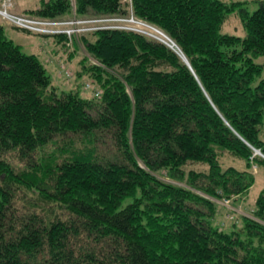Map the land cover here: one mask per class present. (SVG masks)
I'll return each mask as SVG.
<instances>
[{"label": "trees", "instance_id": "trees-1", "mask_svg": "<svg viewBox=\"0 0 264 264\" xmlns=\"http://www.w3.org/2000/svg\"><path fill=\"white\" fill-rule=\"evenodd\" d=\"M257 1L250 12L222 0H75L74 12L73 0H42L28 15L133 17L157 31L82 34L102 63L85 68L101 92L91 97L58 94L0 25V264H264V189L239 222L218 208L247 195L252 164L264 163ZM234 11L245 37L221 33ZM226 153L246 168L223 164Z\"/></svg>", "mask_w": 264, "mask_h": 264}, {"label": "rangeland", "instance_id": "rangeland-1", "mask_svg": "<svg viewBox=\"0 0 264 264\" xmlns=\"http://www.w3.org/2000/svg\"><path fill=\"white\" fill-rule=\"evenodd\" d=\"M42 0H0V8L6 9L11 14H29L28 11L32 9H36L39 7ZM225 2H248L247 9L250 12H254L258 9L259 4L257 0H222ZM74 12L76 7V2L73 0ZM24 12L23 11H26ZM70 20L75 19V15L73 18H69ZM137 21V20H136ZM122 26H124V22H121ZM112 24L111 21L106 24L100 25H109ZM129 27L141 28L142 30L147 27L151 33L156 30L151 28L150 26H146L141 24L140 21L136 23H125ZM0 25L4 27L6 36L13 40L14 43L20 46L21 50L28 55H35L46 67L49 75L51 76L52 86L56 88L58 94L62 92H69L71 90L77 89L82 96L91 97L93 95V89H87L85 86L87 84L94 85L95 87H99L97 83V78L90 75V72L85 69L89 68L93 64L97 66H102V63L97 61L92 55L86 52L85 48L77 42L79 40H83L84 37L82 34L87 35V40L94 41V34H87L88 31H80L77 35H74L72 38L67 37V44L61 43L58 41L57 36L54 35H44L33 31H27L23 28H18L15 24H13L8 18L4 17L0 13ZM89 25H85V27H89ZM99 25V24H98ZM98 25H95L96 29ZM84 26V25H82ZM221 33L238 35L240 37H245L247 31L240 19L238 11H234L230 14L229 18L224 22L221 27ZM158 34V33H157ZM162 36V35H161ZM163 37V36H162ZM165 40L166 37H163ZM168 40V39H167ZM76 53V55H75ZM74 56V58H73ZM255 61L263 65V70L261 75L258 77V82L264 78V55H260L255 57ZM60 65L64 67L65 72H69L68 78L65 76L66 73L61 75L59 73ZM85 66V67H84ZM97 80V81H96ZM98 89V88H97ZM95 95V94H94ZM261 139L264 140V123L263 129L261 132ZM221 161L225 165H231L237 167L239 169L246 168V161L238 156H235L230 153H226V155L221 158ZM198 168V167H197ZM254 173V183L251 187L249 193L244 197L238 200H232L230 207L229 204L223 205L222 202H219V210L224 215L222 216V220L226 222V224H232L234 221H240V214H248L245 211H250V208L254 206L257 197L260 195L262 190L264 189V163L256 161L252 164V169ZM26 204L27 201L25 202ZM244 206L247 209L243 211L239 206ZM23 206V205H22ZM240 209V210H237ZM59 212L64 214V210H59ZM222 215V214H221ZM221 219V216H218ZM240 226V224H239Z\"/></svg>", "mask_w": 264, "mask_h": 264}, {"label": "built area", "instance_id": "built-area-1", "mask_svg": "<svg viewBox=\"0 0 264 264\" xmlns=\"http://www.w3.org/2000/svg\"><path fill=\"white\" fill-rule=\"evenodd\" d=\"M0 13L8 18L13 24L16 26L27 29L33 32L42 33V34H55V35H66L69 39L72 38L74 35H77L80 31H91L95 30L94 26L98 25L96 29L100 28H108V27H121V28H130V29H136L137 31H142L148 34H151L149 30H147V27L145 29L129 27V26H122V25H100V24H106L107 22L111 21L112 23H120V22H129L131 24L136 23L140 20L134 19L133 17L130 19H98V20H86V19H78L75 17L74 20H58V19H45L40 18L37 16H32L28 14L24 15H15L9 13L6 9L0 8ZM137 20V21H136ZM90 25L89 27H85V25ZM141 24H144L146 26H150L143 21H140ZM84 25V26H82ZM152 28V26H150ZM147 30V31H146ZM62 71L66 73V76L69 75V72H65L64 67H62ZM87 89H93V86L91 84L86 85ZM93 93L96 96H100L101 92L99 89H93ZM224 204H229V200L226 199L223 201Z\"/></svg>", "mask_w": 264, "mask_h": 264}, {"label": "water", "instance_id": "water-1", "mask_svg": "<svg viewBox=\"0 0 264 264\" xmlns=\"http://www.w3.org/2000/svg\"><path fill=\"white\" fill-rule=\"evenodd\" d=\"M166 37V36H165ZM167 38V37H166ZM169 41H171L170 39H169ZM172 42V41H171ZM168 44H170L172 47H174L175 46V44L172 42V43H168ZM184 58V60L188 63V60H187V58L186 57H183ZM254 150H255V152H256V154H260V155H262V156H264V154L259 150V149H256V148H254Z\"/></svg>", "mask_w": 264, "mask_h": 264}, {"label": "crops", "instance_id": "crops-1", "mask_svg": "<svg viewBox=\"0 0 264 264\" xmlns=\"http://www.w3.org/2000/svg\"><path fill=\"white\" fill-rule=\"evenodd\" d=\"M12 1H13V0H12ZM24 12H27V10H26V11H23V13H24ZM75 55H76V53H75ZM73 58H74V56H73ZM59 73H60V69H59ZM60 74H61V73H60ZM238 208H240V207H238ZM241 209H242V208H241ZM244 209H247V208L244 207L242 210H244ZM239 210H240V209H239Z\"/></svg>", "mask_w": 264, "mask_h": 264}]
</instances>
